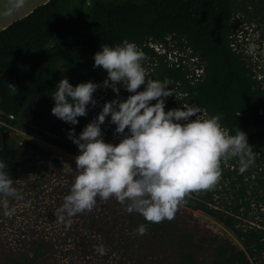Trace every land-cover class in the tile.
Instances as JSON below:
<instances>
[{
    "label": "trees",
    "instance_id": "16d2710c",
    "mask_svg": "<svg viewBox=\"0 0 264 264\" xmlns=\"http://www.w3.org/2000/svg\"><path fill=\"white\" fill-rule=\"evenodd\" d=\"M239 16L256 22L264 37V0H46L0 29V160L13 179L29 162L47 160L49 154L29 140L10 137L11 127L78 154L68 130L78 134L92 115L87 111L75 125L62 121L50 111L51 92L62 77L73 86L102 83L107 74L93 67V54L101 44L115 46L124 39L144 52L149 77L171 82L166 111L190 103L202 115L218 114L230 134L236 128L246 133L255 153L243 173L237 157L222 160L217 183L187 194L171 220L152 223L127 211L115 196L97 197L92 210L72 215L76 247L96 250L103 244L129 264H264V59L253 60L243 47ZM150 44H161L165 52ZM196 69L202 70L199 75ZM117 86L123 99L131 94ZM101 129L106 142L122 138ZM60 169L54 188L64 201L75 175ZM188 209L218 219L241 246L209 233ZM141 224L147 227L143 235L136 231ZM27 256L0 264H45Z\"/></svg>",
    "mask_w": 264,
    "mask_h": 264
},
{
    "label": "clouds",
    "instance_id": "9594fccd",
    "mask_svg": "<svg viewBox=\"0 0 264 264\" xmlns=\"http://www.w3.org/2000/svg\"><path fill=\"white\" fill-rule=\"evenodd\" d=\"M23 4L24 0H11L5 14ZM254 48L250 45L249 51ZM144 55L127 39L115 46L101 44L93 54V67L100 66L107 74L102 85L117 94V85H122L131 94L105 101L78 134L74 128L68 130L78 148L76 175L58 210V221L63 222L65 214L90 211L97 197L107 200L110 196L152 223L171 220L187 194L217 183L222 160L237 157L241 173L253 163L255 153L246 133L236 128L230 134L218 114L202 115L200 107L190 103L166 111L165 98L173 95L168 87L171 82L149 77L142 63ZM99 86L92 80L73 86L62 77L51 92V113L77 124V117L87 114V106L96 104L93 93ZM106 117L115 125L114 131L122 134L115 144L103 139L101 124ZM16 193L8 166L0 160V196ZM2 203L6 206L7 199ZM136 231L143 235L147 227L141 224ZM96 250L104 254L105 247L99 244Z\"/></svg>",
    "mask_w": 264,
    "mask_h": 264
},
{
    "label": "rangeland",
    "instance_id": "374dc122",
    "mask_svg": "<svg viewBox=\"0 0 264 264\" xmlns=\"http://www.w3.org/2000/svg\"><path fill=\"white\" fill-rule=\"evenodd\" d=\"M45 1L24 0L22 7L5 14L11 0H0V29ZM239 17L238 22L242 25V32H238L239 38L242 39L245 34L244 41L241 40L243 47L253 60L264 59V37L260 35L262 29L257 28L256 22L245 23L242 16ZM252 44L255 48L249 51V46ZM98 85L100 86L93 93L96 104L87 106L92 119L100 112L105 101L124 98L119 93L110 91L102 83ZM101 125L111 130L115 129V125L110 123V117H106ZM8 135L18 142L29 140L49 155L47 160L35 159L24 166L14 179L17 193L3 196L0 200V261L21 260L28 255L27 257L35 256L45 264H129L126 258H122L121 254L114 250L105 249L104 254H101L95 249L82 250L76 247L70 232L77 227L75 224L77 218L65 214L63 222L57 220L56 217L60 214L58 210L64 202L59 187L54 188L60 183L57 179L58 170L61 168V171L76 175L75 156L46 142L42 137L23 132L18 127H11ZM52 159L57 161L55 165ZM4 199L8 201L6 206L2 203ZM111 205H114V202L111 201ZM182 211L184 212L185 209L180 212ZM191 212L196 219H200L202 224H205L209 233L224 235L241 246L232 230L218 219L200 210Z\"/></svg>",
    "mask_w": 264,
    "mask_h": 264
},
{
    "label": "built area",
    "instance_id": "2783aa9c",
    "mask_svg": "<svg viewBox=\"0 0 264 264\" xmlns=\"http://www.w3.org/2000/svg\"><path fill=\"white\" fill-rule=\"evenodd\" d=\"M150 45L153 46L158 52H161V53L165 52V49L161 44H150ZM168 57H173V56L168 54ZM195 71H196L197 75H199L202 70L196 69Z\"/></svg>",
    "mask_w": 264,
    "mask_h": 264
},
{
    "label": "crops",
    "instance_id": "0c3cea01",
    "mask_svg": "<svg viewBox=\"0 0 264 264\" xmlns=\"http://www.w3.org/2000/svg\"><path fill=\"white\" fill-rule=\"evenodd\" d=\"M8 24H9V23H8ZM5 26H6V25H4L3 27H5ZM3 27H2V28H3Z\"/></svg>",
    "mask_w": 264,
    "mask_h": 264
}]
</instances>
